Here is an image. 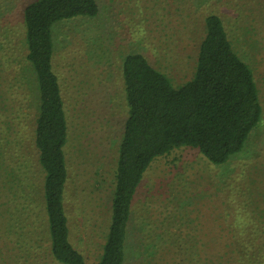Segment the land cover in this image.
<instances>
[{
	"label": "rangeland",
	"instance_id": "1",
	"mask_svg": "<svg viewBox=\"0 0 264 264\" xmlns=\"http://www.w3.org/2000/svg\"><path fill=\"white\" fill-rule=\"evenodd\" d=\"M34 1L0 0V81L11 87L20 116L13 134L22 139L18 161H0V252L12 257L10 264H57L48 254L45 173L33 140L38 83L25 59L24 9ZM185 1L180 16L168 0H96L97 17L53 27L51 65L68 123L63 205L69 242L85 264H98L111 223L118 144L128 116L123 58L140 53L174 87L184 85L211 13L254 74L261 122L225 165L189 147L151 163L132 200L125 264H210L197 248L264 244V216L257 215L264 210V0ZM15 113L3 115L7 120Z\"/></svg>",
	"mask_w": 264,
	"mask_h": 264
},
{
	"label": "trees",
	"instance_id": "2",
	"mask_svg": "<svg viewBox=\"0 0 264 264\" xmlns=\"http://www.w3.org/2000/svg\"><path fill=\"white\" fill-rule=\"evenodd\" d=\"M168 1L167 6L176 4L175 11L180 16L187 10L185 0ZM193 8L188 5V10ZM98 14L96 0H36L24 9L25 59L35 73L39 92L33 140L45 173L43 200L48 222V254L57 264H85V261L69 242L63 205L68 123L61 88L51 65L53 27L78 17L95 18ZM186 21L191 24V20ZM203 29L195 69L184 85L174 87L140 53L128 54L122 60L128 116L118 144L117 171L110 199L111 223L98 264L126 263L132 200L153 161L175 148L189 147L211 164L225 165L243 151L261 122L262 106L254 74L233 51L222 20L211 13L204 18ZM10 88L9 85L4 88L0 81L2 163L19 159L22 144L21 138H15L17 133L13 134L20 116L13 111L16 104ZM10 112L15 114L6 120L3 114ZM7 175L11 177L13 172ZM263 181L264 178L260 182ZM250 184L247 194L253 196L256 182L253 180ZM257 215L264 216V210ZM197 249L210 264H228L231 257L238 264H264V244L252 248L231 243L225 248L205 245ZM9 259L0 252V264H10Z\"/></svg>",
	"mask_w": 264,
	"mask_h": 264
}]
</instances>
